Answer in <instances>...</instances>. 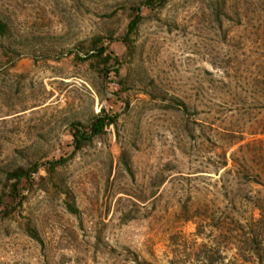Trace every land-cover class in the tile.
Instances as JSON below:
<instances>
[{"label":"rangeland","instance_id":"obj_1","mask_svg":"<svg viewBox=\"0 0 264 264\" xmlns=\"http://www.w3.org/2000/svg\"><path fill=\"white\" fill-rule=\"evenodd\" d=\"M143 1L0 0V202L11 205L0 213V264H202L184 217L221 210L245 188L220 162L239 133L226 158L237 145L264 153V134H248L264 105L250 95L241 104L264 0ZM135 13L126 50L119 37ZM96 42L116 62L84 56ZM99 113L112 122L74 149L71 126ZM58 158L51 175L17 185L19 202L10 197L9 171Z\"/></svg>","mask_w":264,"mask_h":264},{"label":"trees","instance_id":"obj_2","mask_svg":"<svg viewBox=\"0 0 264 264\" xmlns=\"http://www.w3.org/2000/svg\"><path fill=\"white\" fill-rule=\"evenodd\" d=\"M152 0H144L143 5L149 7ZM161 3L163 0H157ZM135 13L127 25L125 32L119 37L120 42L126 50L131 49L129 40L130 33L135 28L139 17ZM5 25L0 22V33L4 31ZM260 47L253 54L245 53L243 62L249 59L256 61L255 73H250L246 69L243 73L244 87L241 92V104L244 105L247 99L255 98L257 102L264 105V24L260 27L258 35ZM105 48L102 43H93L84 49V56H100L104 63L116 58L109 53H104ZM248 68V64H245ZM104 78L108 82H114L118 79V68L112 65L105 68ZM113 118L106 114H95L91 118L86 128L78 125L71 126V140L74 149H78L81 143L88 141L92 136L99 135L103 128L112 122ZM248 134L252 136L264 134V118L250 123ZM242 132V130H240ZM242 139V133L233 137L228 143L226 149L221 154V166L225 167L226 175L229 174L237 182L235 186H245L244 189H238L240 193L229 195L226 198V203L223 209L219 210L214 204L203 205L202 209H196L193 214L184 217L185 220H193L195 227L193 235L200 238V243L193 248L191 254L195 260H199L202 264H220L223 256L220 257L222 251L234 250L233 254L224 264H264V153L260 149L251 151V155H246L242 151L244 145H237V148L228 152V158L225 157V152ZM253 141L261 144V139L253 137ZM227 160L230 162L227 166ZM63 158L42 161L38 165H33L31 168L17 167L8 172L6 178L12 179L10 184V197L19 202L20 192L17 190V185L22 181H30L37 183L48 175H51L54 168L61 165ZM42 170L43 173H38ZM224 172V173H225ZM254 183L259 187L251 189V184ZM243 190V191H242ZM227 195V194H226ZM237 203L239 206H235ZM67 209L70 212H75L71 203H66ZM11 209V205H2L0 202V213H6ZM27 235L37 240V234L30 227H26ZM221 244L222 249H218ZM223 244V245H222ZM185 255L189 254V250L181 246ZM218 256L217 259L215 256ZM134 262L137 258L133 257ZM182 264V263H181Z\"/></svg>","mask_w":264,"mask_h":264}]
</instances>
